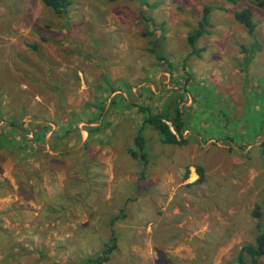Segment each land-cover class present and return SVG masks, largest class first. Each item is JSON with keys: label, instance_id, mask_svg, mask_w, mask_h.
<instances>
[{"label": "rangeland", "instance_id": "rangeland-1", "mask_svg": "<svg viewBox=\"0 0 264 264\" xmlns=\"http://www.w3.org/2000/svg\"><path fill=\"white\" fill-rule=\"evenodd\" d=\"M69 2L56 14L40 0H0V131L11 118L48 127L36 156L17 136L22 162L14 142L12 154L0 149V264H83L121 214L106 264H234L264 200V9L250 0ZM203 7L210 25L190 53ZM245 7L251 36L233 18ZM168 103L183 111L187 144H164L144 126L143 167L128 153L140 106ZM35 176L47 197L67 198L70 215H45Z\"/></svg>", "mask_w": 264, "mask_h": 264}, {"label": "trees", "instance_id": "trees-1", "mask_svg": "<svg viewBox=\"0 0 264 264\" xmlns=\"http://www.w3.org/2000/svg\"><path fill=\"white\" fill-rule=\"evenodd\" d=\"M231 4L234 3V0H227ZM254 3L255 6H257L260 9H264V0H250ZM40 3L46 7L51 9L54 13L60 14L62 13L66 7L69 5V0H40ZM211 13V9L209 7H203L202 9V16L201 19L198 22V27L201 28V30L197 31L194 35L188 36L187 43L190 48V53L192 51L196 50V42L199 39V35L202 33V29L206 27L207 25H210L209 23V16ZM234 20L239 23L245 30L248 35H252L255 31V24L253 22V11L245 7L241 10H238L233 13ZM152 50V49H151ZM151 54H154V51H150ZM160 62L165 61L166 59L164 56H157L156 57ZM167 104L162 107L161 110H158V112H154L149 106L142 104L140 106V111L143 113V120L141 125L137 126L136 134L133 138L132 144L133 148L128 149L129 155L133 159H137L141 161L145 166L147 163V153L145 150V137L143 136V128L144 126L148 125L151 126L160 136L162 143L169 144V145H175L180 144L184 145L186 144V139L184 138L183 134L185 131L184 121H183V111L177 106L173 108V105ZM100 116H105L106 113L104 112V109L99 111ZM6 129H3L0 131V149L4 148L6 151L10 154H12L10 151H8V147L6 143H13L14 142V149H15V155L17 156L16 159H18L20 162H22L23 159H21L19 156V153L21 151V144L20 141L17 140V142L14 141V139H17L19 137L21 140H25L29 143L26 144L24 141V147L27 149H31V151H26L28 153H31V157L36 156L39 154V152L42 151L43 145H39V143H44V136L46 135V131L48 129L47 124L45 123H37L35 120H32L28 122L26 126H23L22 124H19L14 118H11L9 122H6ZM100 129L96 128H87V133L89 135L92 134L93 131H99ZM3 132V133H2ZM27 135L32 136L31 139H26ZM17 136V137H16ZM66 137V136H65ZM65 137L56 135L57 139H63ZM261 141H260V150L264 154V130H262ZM12 146V145H11ZM38 146H41V148H38ZM37 148V149H35ZM6 152V153H7ZM196 173L199 176V181L201 179L202 182V170L199 167H195ZM36 183L33 186V189H37V191L33 194L34 202H38L39 199H45L44 207L47 211H45V215H50L51 219H53L54 215L67 212L68 215L71 213L69 210H66L63 206V203L67 201V198L65 196H60L57 199L53 200V198H49L46 196L45 192L38 186L39 178L38 176H35ZM21 185L24 186V183L19 181ZM32 190V188H31ZM37 193L40 194L38 197ZM47 197V198H46ZM53 200V205L50 208V202ZM58 204L54 206V204ZM251 218L256 221L257 225V233L254 237V240L252 243L244 244L240 250L238 251L235 259L234 264H259V261L261 258L264 257V222H262L264 218V200L261 204H255L251 213ZM123 217V214L114 217L110 220V233H109V239L106 243L102 244L101 248L96 255H94L92 258L87 259L86 262L83 264H106L110 256L113 254V252L117 249V234L115 233L114 224L118 219H121ZM50 220V219H48ZM261 221V222H260Z\"/></svg>", "mask_w": 264, "mask_h": 264}, {"label": "crops", "instance_id": "crops-1", "mask_svg": "<svg viewBox=\"0 0 264 264\" xmlns=\"http://www.w3.org/2000/svg\"><path fill=\"white\" fill-rule=\"evenodd\" d=\"M141 125V124H140ZM136 130H137V128H136ZM188 130L185 128V131H184V133L185 132H187ZM183 136H184V138L186 137L184 134H183ZM186 139V138H185ZM186 144H187V139H186ZM186 144H184V145H186ZM145 145H146V139H145ZM147 153V152H146ZM140 163H141V165L143 166L144 164L140 161ZM144 167V166H143Z\"/></svg>", "mask_w": 264, "mask_h": 264}]
</instances>
